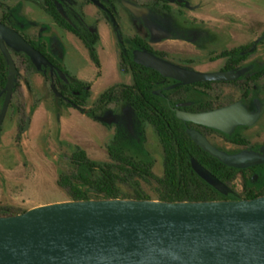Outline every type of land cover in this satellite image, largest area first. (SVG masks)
<instances>
[{"label": "flooded vegetation", "instance_id": "1", "mask_svg": "<svg viewBox=\"0 0 264 264\" xmlns=\"http://www.w3.org/2000/svg\"><path fill=\"white\" fill-rule=\"evenodd\" d=\"M198 11L188 0H0V144L13 128L18 131L15 141L19 142L29 114L43 103L73 109L105 132L104 160L90 159L82 151L87 160L95 163L91 166L93 172L101 168L103 174L106 164L112 161L117 170L114 153L122 145L130 146L134 158L148 156L154 163L152 173L155 175L158 165L159 176L163 174L162 143L177 144L188 138L200 154L210 156L193 142L190 132L198 133L228 155L242 151L264 153V63L259 62L264 61V37L238 43L221 32L220 41L213 43L212 32H207L212 31L211 24L192 15ZM177 39L182 41L186 53L171 55L158 50ZM19 42L38 57H30L17 48ZM230 43L234 45L227 47ZM195 51L197 55L191 53ZM137 52L184 71L228 73L232 78L184 84L137 64ZM202 52L207 56L201 57ZM259 52L261 59L250 63V58ZM10 64L14 75L9 93ZM90 65L96 70L93 82L84 79V71ZM103 65L111 69L113 80L95 93L94 84L102 77ZM44 85L53 101L40 99ZM27 95L33 102L26 106L21 98ZM234 104L255 119L249 125L232 127L229 133L178 117ZM70 149L61 162L66 170L60 169L58 175L73 168L78 147ZM187 159L192 170L189 174L200 178L191 165L198 162L190 155ZM198 166L221 184V191L210 186L211 201L264 196V177L259 168L262 165L231 171L233 176L216 171L213 174Z\"/></svg>", "mask_w": 264, "mask_h": 264}, {"label": "water", "instance_id": "2", "mask_svg": "<svg viewBox=\"0 0 264 264\" xmlns=\"http://www.w3.org/2000/svg\"><path fill=\"white\" fill-rule=\"evenodd\" d=\"M16 47L38 57L23 42ZM135 55L137 64L184 84L232 78L228 73L184 71L143 52ZM13 75L10 64L9 93ZM6 105L7 101L4 111ZM178 117L223 133L255 119L238 104ZM189 135L225 166L245 169L264 164V153L228 155L198 133ZM191 165L200 179L221 191V184L207 171L195 162ZM0 264H264V196L199 202L71 200L0 215Z\"/></svg>", "mask_w": 264, "mask_h": 264}, {"label": "rangeland", "instance_id": "3", "mask_svg": "<svg viewBox=\"0 0 264 264\" xmlns=\"http://www.w3.org/2000/svg\"><path fill=\"white\" fill-rule=\"evenodd\" d=\"M188 2L199 9L192 15L213 27L212 31H207L212 32L213 43L220 41L218 36L221 32L227 37L230 36L231 41L238 43H247L264 37V0H188ZM236 32L242 35H236ZM233 45L230 43L227 47ZM184 48L182 41L177 39L163 44L158 50L177 55L186 53ZM262 50L264 56V48ZM191 53L197 55L196 51ZM200 56L207 55L202 52ZM261 57L260 52L255 53L250 58V63ZM67 63L71 64L70 61ZM84 72L86 81L93 82L96 79V70L91 65ZM102 72V77L94 84L95 93L104 90L113 80L112 71L106 65H103ZM40 99L53 101L45 85ZM21 100L26 106L33 102L28 95L23 96ZM28 118L19 142L15 141L18 131L13 128L0 144V213L16 214L37 206L71 201L65 191L56 184L60 169L66 170V166L61 162L69 155L70 147H78L93 160H104L106 157L105 132L97 123L75 110L53 108L41 103ZM154 173L160 175L158 165ZM141 187L151 200H157L151 185L141 184ZM126 192L127 189H123L122 193Z\"/></svg>", "mask_w": 264, "mask_h": 264}, {"label": "trees", "instance_id": "4", "mask_svg": "<svg viewBox=\"0 0 264 264\" xmlns=\"http://www.w3.org/2000/svg\"><path fill=\"white\" fill-rule=\"evenodd\" d=\"M162 149L164 160L161 176H155L152 173L154 163L148 156L143 154L142 157L134 158L129 145H122L120 151L114 153L118 161V169H113L112 161L106 164L103 174L101 168L97 172L91 171V166L95 163L87 160L85 154L77 149L73 156L72 170L65 174L60 173L56 184L73 201L88 199L150 200L141 187V184H147L153 187L152 191L159 201L199 202L211 201L210 186L197 176L189 174L192 170L187 155H190L209 172L216 171L226 176H233L234 173L231 171L237 170L221 164L206 154H200L196 150L197 146L188 138L181 139L177 144L162 143ZM259 168L261 176L264 177V165ZM216 178L221 179L220 175H216ZM123 189H127V192L122 193ZM19 213L22 212L16 214ZM0 215L5 214L0 213Z\"/></svg>", "mask_w": 264, "mask_h": 264}]
</instances>
